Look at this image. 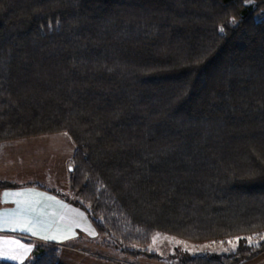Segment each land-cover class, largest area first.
Wrapping results in <instances>:
<instances>
[{"label": "trees", "instance_id": "obj_1", "mask_svg": "<svg viewBox=\"0 0 264 264\" xmlns=\"http://www.w3.org/2000/svg\"><path fill=\"white\" fill-rule=\"evenodd\" d=\"M263 9L264 0H0V155L8 143L67 135V195L25 187L83 212L104 250L154 258L147 248L164 235L235 241L228 255H177L180 264L258 258ZM58 253L37 242L22 264H59Z\"/></svg>", "mask_w": 264, "mask_h": 264}, {"label": "rangeland", "instance_id": "obj_2", "mask_svg": "<svg viewBox=\"0 0 264 264\" xmlns=\"http://www.w3.org/2000/svg\"><path fill=\"white\" fill-rule=\"evenodd\" d=\"M264 17V9L255 15V20ZM74 146L65 134L27 139L4 145L0 155V182L12 184L37 183L67 195L69 158ZM147 251L154 258H127L116 249L110 250L102 264H180L177 255L184 258L196 256L228 255L235 250L233 244H193L164 235H155ZM67 240L59 247V264H88V250ZM236 247V244H235ZM77 253V255L75 254ZM89 253V254H87ZM264 254V253H263ZM29 257L27 260H29ZM264 255L240 264H258ZM101 262V261H100Z\"/></svg>", "mask_w": 264, "mask_h": 264}, {"label": "crops", "instance_id": "obj_3", "mask_svg": "<svg viewBox=\"0 0 264 264\" xmlns=\"http://www.w3.org/2000/svg\"><path fill=\"white\" fill-rule=\"evenodd\" d=\"M25 184L28 183L15 184L17 185V188L15 189H0V213L5 211H12L17 208L15 198L11 196L6 197L5 193L25 192L27 190H32L36 193H43L46 197L54 198L53 200L38 198L40 200V203L37 207L39 211L43 214L41 218L47 222H50L51 224V228L49 229V232L47 234L59 235L60 233H66L67 229L71 228L74 235H70L68 239L58 238L55 240H45L41 238V235H43V233L41 235L34 236L27 231H13L11 227H0V242L16 240L30 248V252L23 260H12L7 257H0V260L10 261L16 264H22L27 261V259L31 256L34 244L37 242L54 243L56 245H59L60 247L63 243H66L67 240H74L77 242V246L84 248L88 250L86 252L91 253V255H88V257L90 258H87L89 259L88 264H102V261L107 258L106 256L109 253V250H104V248L100 247L96 235L92 236L89 234L91 231L94 230L91 227L84 213L52 194H49L37 188L25 187ZM77 223L79 224V227L76 226ZM0 247H8V245L0 244ZM75 254L77 255L76 252ZM258 264H264V258L262 262Z\"/></svg>", "mask_w": 264, "mask_h": 264}, {"label": "snow or ice", "instance_id": "obj_4", "mask_svg": "<svg viewBox=\"0 0 264 264\" xmlns=\"http://www.w3.org/2000/svg\"><path fill=\"white\" fill-rule=\"evenodd\" d=\"M233 23H235V21H233ZM220 31L223 32L224 29L221 28ZM5 196L14 197L17 208L12 211L0 213V227H11L13 231H27L34 236L41 235L43 233L41 238L45 240H55L58 238L68 239L70 235H74L71 228H68L66 233H60L59 235L47 234L51 228V224L41 218L43 214L37 207L40 203L38 198H44L47 200H53L54 198L46 197L43 193H36L32 190L5 193ZM76 226L79 227V224L77 223ZM89 234L92 236L96 235L94 231H91ZM155 239L156 237H154V242ZM239 239L240 238L238 237L236 241L237 243L239 242ZM246 239L250 246H258L252 237H248ZM260 239L264 240V235H262ZM229 243L232 244L231 241H229ZM0 244L8 245V247H0V257H7L12 260H23L30 252V248L28 246H25L16 240L0 242ZM232 246L234 249L235 244Z\"/></svg>", "mask_w": 264, "mask_h": 264}, {"label": "water", "instance_id": "obj_5", "mask_svg": "<svg viewBox=\"0 0 264 264\" xmlns=\"http://www.w3.org/2000/svg\"><path fill=\"white\" fill-rule=\"evenodd\" d=\"M68 171L70 172L71 171V167L69 166V168H68Z\"/></svg>", "mask_w": 264, "mask_h": 264}]
</instances>
